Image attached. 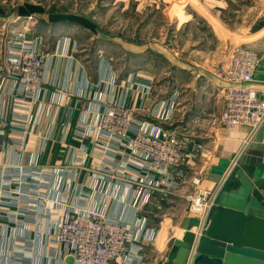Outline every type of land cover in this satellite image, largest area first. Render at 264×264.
I'll return each mask as SVG.
<instances>
[{"label":"built area","instance_id":"obj_1","mask_svg":"<svg viewBox=\"0 0 264 264\" xmlns=\"http://www.w3.org/2000/svg\"><path fill=\"white\" fill-rule=\"evenodd\" d=\"M24 38L20 34L11 41L0 59V136L8 128L7 152L20 154L0 165V216L7 221L0 229L3 237L11 229L13 240L9 248H0V264H66L67 257L72 264H142V248L160 230L150 224L151 206L160 204L162 196H180L201 150L174 126L180 88L152 98L153 79L132 72L120 80L106 67L91 83L85 77L70 92L64 87L50 92L47 86L55 83L46 74L52 67ZM63 57L65 52L52 56ZM258 62V55L243 46L222 52L213 72L228 85L215 120L220 126L246 127L252 134L264 123V89L252 85ZM67 92L85 105L77 109L75 104L76 123L71 130L64 126V133H70V142L62 143L66 159L41 165L42 147L55 130L53 119L48 135H39L31 151L25 138L36 134L47 112L45 98L55 112ZM224 182L206 189L194 178L193 190L181 196L189 218L196 219L188 224L193 239L184 264L196 255ZM178 230L175 239L185 232ZM14 244L21 247L14 250Z\"/></svg>","mask_w":264,"mask_h":264},{"label":"rangeland","instance_id":"obj_2","mask_svg":"<svg viewBox=\"0 0 264 264\" xmlns=\"http://www.w3.org/2000/svg\"><path fill=\"white\" fill-rule=\"evenodd\" d=\"M106 2L0 0V59L9 50L11 41L23 34L24 40L35 46L36 53L52 68H57V63L67 58L69 65L78 63L92 72L95 68H111L116 74L120 73V80H125L132 73L128 69H137L139 62L143 64L145 61L148 62L146 69L155 73L152 98H156L173 84L174 71L166 59L173 62L175 57L194 55L197 50H210L217 53L219 59L228 48L242 46L245 41L241 30L250 25L252 32L264 23V10L260 4L255 6L256 10L246 9L232 16L226 15L224 23L219 26L212 25L205 13L193 8L179 10L175 0H157L145 9L130 3L125 7L120 2L112 5L110 0L105 6ZM53 20L59 24L51 26ZM100 47L104 49L103 54L97 55ZM62 52L65 57L52 58ZM149 57L152 60L147 61ZM95 80L87 77L89 83ZM161 198L160 204L151 206V220L157 224L158 230L161 229L156 241L157 246L163 248L166 239H169L168 246L171 244V235L177 237L179 231L174 222L187 203L175 195ZM191 219L196 222L195 218ZM171 228H174L173 233ZM161 239L162 245L159 244ZM149 247L153 249L151 245ZM153 258L154 253L146 254L142 264L152 263Z\"/></svg>","mask_w":264,"mask_h":264},{"label":"crops","instance_id":"obj_3","mask_svg":"<svg viewBox=\"0 0 264 264\" xmlns=\"http://www.w3.org/2000/svg\"><path fill=\"white\" fill-rule=\"evenodd\" d=\"M157 0H110L114 5L118 2L122 3L123 7L128 3L135 5L138 8L145 9L150 7V3H154ZM167 2L171 0H158ZM178 2L177 7L179 10H185L186 7L193 8L196 11L205 13L209 17V22L213 25L224 23L226 15H235L240 11L246 9H254L257 4L262 5L261 10H264V0L257 3L253 0H175ZM108 2V0H107ZM105 3V6L108 3ZM182 2V4H180ZM248 5L250 8H248ZM187 15V14H186ZM204 16V14H203ZM207 17V18H208ZM54 24L58 25L56 20H53ZM219 25V26H220ZM250 25L241 30L242 46L254 51L258 57L259 62L254 73L253 87L256 89H264V23L258 30L250 31ZM104 49L100 47L97 55L103 54ZM152 57V55H150ZM166 56V55H165ZM154 57V56H153ZM166 58V57H165ZM217 53L210 50L196 51L193 55L190 53L187 56H177L172 61L165 60L169 66L173 69V84L171 87L164 89L163 95H169L174 87H178L181 90V96L177 107V112L174 116V126L180 128L190 138L195 140L201 145V150L198 153V157L194 160L187 170L185 182L178 192L180 196L178 199L183 200L182 195L193 190L191 182L194 178L200 180V187L206 189L215 188L218 183L225 180L222 188H229L236 184V171H241L253 184L254 188L259 192L264 204V123L252 134L246 127H222L215 120L219 113L224 108V88L228 85L221 80L217 79L214 75V68L217 63ZM152 60V58H147ZM59 64V65H58ZM141 64V65H140ZM57 68H52L47 71L46 79L52 81L55 85H48L50 92L67 88L70 92L75 88L79 80H83L85 77L91 76V79H97L100 76L101 69L95 68L94 72L91 69L78 66V63L69 65L67 58L62 59L57 63ZM127 66L126 68H129ZM138 68L133 67L130 72L138 74L142 77H148L153 79L154 71L146 69L148 62H139ZM128 73V72H127ZM120 74L119 72L117 73ZM53 76V77H52ZM222 91V92H221ZM161 94V93H160ZM48 98V97H46ZM45 98V104L47 106V112L41 117V121L36 129L35 135H29L28 149L35 147L38 136L48 135L50 118L55 123V130L53 137L50 140L45 141L40 154L41 165H54L58 162H63L67 156V146L63 145L70 142V133L65 134L63 129L65 125L70 126V130L74 127L78 111L71 112L72 107L77 109L83 108L85 101L76 102L75 99L67 92L64 97L63 106L55 112L49 111V98ZM36 106L32 108L35 111ZM9 113L7 114V118ZM5 135L0 136V165L11 163V161L18 159L20 154L16 155L7 149L10 145L9 129L4 127ZM20 134H12L10 136L19 137ZM4 149V152H2ZM7 152V153H6ZM18 156V157H17ZM84 178L83 174L81 180ZM187 204L180 210V216L176 223L178 227L182 226L184 220L189 218ZM6 219L0 216V223L6 224ZM8 224V223H7ZM152 226L157 227V224L152 220L150 221ZM10 226V224H9ZM161 229L158 231V233ZM174 228L170 229L173 233ZM177 233V237H180V230ZM158 235V234H157ZM12 230L8 228L5 237L2 236L0 229V248H6L12 246ZM157 237V236H156ZM169 238V237H168ZM171 244H166L162 247L157 246L156 238L153 242L146 244L142 248L141 254L143 260L146 254L150 252L154 253L153 262L150 264H163L167 261L172 248V241L175 239L174 235H171ZM162 240H159V244L162 245ZM169 242V241H168ZM158 244V245H159ZM14 250H17L19 244H14ZM149 245L152 246V250ZM159 245V246H160ZM4 263V262H3ZM143 263V261H142Z\"/></svg>","mask_w":264,"mask_h":264},{"label":"water","instance_id":"obj_4","mask_svg":"<svg viewBox=\"0 0 264 264\" xmlns=\"http://www.w3.org/2000/svg\"><path fill=\"white\" fill-rule=\"evenodd\" d=\"M236 184L222 188L210 212L196 255L191 264H264V204L251 181L236 171ZM186 218L181 239L172 241L167 261L163 264H184L193 235ZM72 258L65 259L72 264Z\"/></svg>","mask_w":264,"mask_h":264}]
</instances>
